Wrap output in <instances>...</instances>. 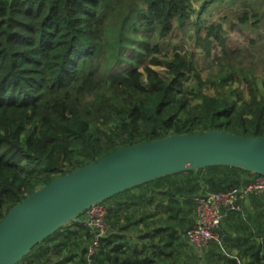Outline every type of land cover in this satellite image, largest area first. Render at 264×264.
<instances>
[{
	"label": "trees",
	"instance_id": "obj_1",
	"mask_svg": "<svg viewBox=\"0 0 264 264\" xmlns=\"http://www.w3.org/2000/svg\"><path fill=\"white\" fill-rule=\"evenodd\" d=\"M215 1L0 0V221L27 195L119 148L210 131L264 139V93L250 87L248 102L206 95L192 57L178 46L164 52L189 24L200 32L196 15ZM221 30L209 26L196 47L220 40ZM151 66L164 67L166 78ZM255 176L212 166L127 189L100 203L109 208L102 237L84 213L18 264H129L121 243L107 247L136 216L155 231L164 224L167 240L177 226H192L195 195L239 189ZM255 254L264 264V241Z\"/></svg>",
	"mask_w": 264,
	"mask_h": 264
},
{
	"label": "water",
	"instance_id": "obj_2",
	"mask_svg": "<svg viewBox=\"0 0 264 264\" xmlns=\"http://www.w3.org/2000/svg\"><path fill=\"white\" fill-rule=\"evenodd\" d=\"M212 166L264 177V139L220 131L171 135L119 148L57 177L10 208L0 221V264H18L90 207L168 175ZM247 196V195H245Z\"/></svg>",
	"mask_w": 264,
	"mask_h": 264
},
{
	"label": "rangeland",
	"instance_id": "obj_3",
	"mask_svg": "<svg viewBox=\"0 0 264 264\" xmlns=\"http://www.w3.org/2000/svg\"><path fill=\"white\" fill-rule=\"evenodd\" d=\"M229 1L232 5L229 6ZM200 3L197 4V6ZM196 6V4H195ZM246 15L245 23L241 18ZM200 32L189 24L188 32H176L165 42V54L174 47L192 57L195 71L208 81L203 89L206 95L235 99L240 94L248 102L250 87L264 93V0H222L209 5L196 15ZM192 22L195 18L192 17ZM220 25V40L208 38L209 45L196 47V37L204 38L206 29ZM159 76L166 78L165 68L151 66ZM226 79L224 83L221 80ZM220 80V81H219ZM195 102H199L195 100Z\"/></svg>",
	"mask_w": 264,
	"mask_h": 264
},
{
	"label": "crops",
	"instance_id": "obj_4",
	"mask_svg": "<svg viewBox=\"0 0 264 264\" xmlns=\"http://www.w3.org/2000/svg\"><path fill=\"white\" fill-rule=\"evenodd\" d=\"M198 3H194L196 11L200 6V4L197 6ZM228 3L229 6L232 5V1ZM261 194L263 193L244 195L237 203V209L222 207V218L214 231L215 239L210 240L208 245L201 249H195L189 245L183 228L177 226V231L171 233L166 240L167 231L163 230L164 224L155 231V225L150 222L151 219L141 220L140 215L130 221L128 231L118 232L123 236H119L118 240L111 242L107 248L121 243L120 250L128 253L129 264H146V261L147 264L152 261H162L166 264L263 263V255L257 256L255 250L264 241V234L261 233L264 229V202H253L254 197L260 198ZM200 195L205 194H198L195 197ZM102 206L109 211L107 204ZM120 222L123 223V221ZM114 224L115 222L109 224V230L112 233L116 232ZM125 255L121 256L125 257Z\"/></svg>",
	"mask_w": 264,
	"mask_h": 264
},
{
	"label": "built area",
	"instance_id": "obj_5",
	"mask_svg": "<svg viewBox=\"0 0 264 264\" xmlns=\"http://www.w3.org/2000/svg\"><path fill=\"white\" fill-rule=\"evenodd\" d=\"M250 193L264 194V177L256 175L252 182L241 189H230L226 192L207 193L195 197V221L185 233L189 245L195 249L206 247L210 240L215 239L214 231L222 218L221 208L237 209L238 201ZM105 216L106 210L100 204L90 207L85 212V222L95 232L96 238L102 237L105 233ZM93 245L97 246V241ZM89 253H92V248Z\"/></svg>",
	"mask_w": 264,
	"mask_h": 264
},
{
	"label": "bare ground",
	"instance_id": "obj_6",
	"mask_svg": "<svg viewBox=\"0 0 264 264\" xmlns=\"http://www.w3.org/2000/svg\"><path fill=\"white\" fill-rule=\"evenodd\" d=\"M103 202V201H102Z\"/></svg>",
	"mask_w": 264,
	"mask_h": 264
}]
</instances>
